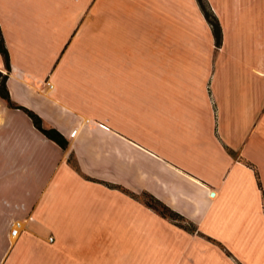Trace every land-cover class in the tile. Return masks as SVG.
Wrapping results in <instances>:
<instances>
[{
	"label": "crops",
	"instance_id": "obj_1",
	"mask_svg": "<svg viewBox=\"0 0 264 264\" xmlns=\"http://www.w3.org/2000/svg\"><path fill=\"white\" fill-rule=\"evenodd\" d=\"M208 1L221 45L198 0H0L11 96L69 138L0 95V264H264V10Z\"/></svg>",
	"mask_w": 264,
	"mask_h": 264
},
{
	"label": "trees",
	"instance_id": "obj_2",
	"mask_svg": "<svg viewBox=\"0 0 264 264\" xmlns=\"http://www.w3.org/2000/svg\"><path fill=\"white\" fill-rule=\"evenodd\" d=\"M198 2L200 4L203 12L205 13L208 21L210 22V24L212 26L214 36H215V40H216V44L221 45L222 40H223V30H222V25H221V22H220L218 16L215 14L213 9L211 8L208 0H198ZM0 51L3 53V55L5 57L8 68H10V52H9V49L7 47V44H6V40H5V36H4L3 30H2L1 24H0ZM7 78H8V73H5V72L0 70V95L7 100L8 104L10 106L23 108L32 117L35 125L38 128H40L47 136H49L50 138L57 141L63 147H67L69 145V138L63 132H61L55 126L45 125L43 117L38 112L34 111L33 109H31V108H29L23 104L16 102L12 98L10 90L7 86ZM145 195H149L150 198H152L151 201L146 200V202L149 205H151L155 208H158L159 210H160V208L158 206L161 205L163 207V210H161V212L169 215L170 217H172L176 220H179L183 225L185 224V225L189 226L190 228H194V225L192 223H188L185 220V217L181 213H179L178 211L174 210L173 208H171L170 206L165 204L163 201H161L155 195H153L151 193H146Z\"/></svg>",
	"mask_w": 264,
	"mask_h": 264
},
{
	"label": "rangeland",
	"instance_id": "obj_3",
	"mask_svg": "<svg viewBox=\"0 0 264 264\" xmlns=\"http://www.w3.org/2000/svg\"><path fill=\"white\" fill-rule=\"evenodd\" d=\"M260 1V2H259ZM257 2V3H256ZM259 2V3H258ZM251 4H254V2H252L251 0H243L242 2H240L239 3V5H238V9H239V13H238V15L240 14V16H239V19H241V20H245V21H247V20H254V18H252V19H246L247 17H245L247 14H248V12L250 11V10H254V9H257V10H264V0H255V4H257V7H255V8H252L251 7ZM98 12V11H97ZM237 16H235V18H236ZM95 20H96V23L98 24H101L102 25V18H100V22H98V18H95ZM194 21V20H193ZM86 24H87V22H86ZM247 24L245 23V26H246ZM255 26V25H254ZM197 27H198V29H197ZM85 38H87L88 37V28L85 26ZM214 33V32H213ZM236 34V37H239L238 36V34H240L241 36L242 35H246V34H248V32H240V33H238V32H235L234 33V35ZM186 35L187 36H190L189 38H190V40H192L193 42L194 41H203V42H210V35H209V33L207 32V30L206 29H204L202 26H196L195 25V22H194V24L192 25V27H191V29L189 30V32H187L186 31V33H184L182 36H179V38L178 39H180V40H182V39H184L185 37H186ZM238 39H240V37L238 38ZM247 39V38H246ZM214 41V40H213ZM230 44V42L228 43V45ZM245 45V47H246V44H244ZM194 47V45H192V48H191V55L192 56H200L201 55V53H200V49H194L193 48ZM245 47H240V48H227L225 51H224V53H223V58L224 57H229V59L228 60H234L235 62H237L238 60H240V61H242V60H245V61H248V59H252V58H254V57H256V55H257V51L258 50H249V49H247V48H245ZM218 48V47H217ZM202 50V49H201ZM247 64V63H246ZM238 65V64H237ZM237 65L236 64H234L233 66H231V67H237ZM240 67V66H239ZM89 67H87V69H88ZM103 65H101L100 66V69L98 70V72L99 71H103ZM244 69H246V68H244ZM243 69V70H244ZM236 72V71H235ZM97 73V72H96ZM100 73V72H99ZM87 74L88 75H91L92 73H90V72H88L87 71ZM135 96H133V98H127L125 101H127V102H129L128 100H130L131 101V99H133L132 101H134V98ZM132 111H133V113H135L136 112V108L134 107V105L130 108ZM144 198H145V200H152V198H150V196L149 195H145L144 196ZM159 208H160V211L161 210H163V207L161 206V205H159L158 206ZM167 211V210H166Z\"/></svg>",
	"mask_w": 264,
	"mask_h": 264
},
{
	"label": "built area",
	"instance_id": "obj_4",
	"mask_svg": "<svg viewBox=\"0 0 264 264\" xmlns=\"http://www.w3.org/2000/svg\"><path fill=\"white\" fill-rule=\"evenodd\" d=\"M19 225H20V222L17 221V223L12 228V234H17L19 232ZM51 239H53L52 236H51Z\"/></svg>",
	"mask_w": 264,
	"mask_h": 264
}]
</instances>
